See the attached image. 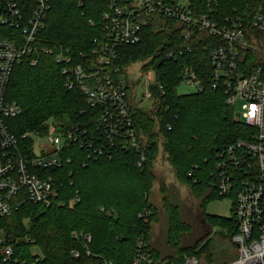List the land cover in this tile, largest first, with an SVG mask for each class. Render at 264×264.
I'll return each mask as SVG.
<instances>
[{
  "label": "trees",
  "instance_id": "1",
  "mask_svg": "<svg viewBox=\"0 0 264 264\" xmlns=\"http://www.w3.org/2000/svg\"><path fill=\"white\" fill-rule=\"evenodd\" d=\"M195 2L204 4L205 0ZM107 4L108 0H54L46 28L40 33L43 45L62 44L76 63H83L87 55L92 57L95 40L102 37ZM263 4L264 0H220L216 19L241 13L248 24L252 9ZM16 34L19 32L0 26V37ZM210 41L216 39L201 34L193 42L190 58L169 59L167 52L182 46L180 29L173 20L162 24L153 19L144 26L138 44L121 47L115 65L123 74L128 75L129 69L140 63L142 71L154 69L159 85L165 86L164 94L160 86L153 87V98L159 104L157 117L133 109L147 159L139 167V154L134 150H121L112 158L95 161L85 148L67 149L63 167L45 171L54 177L59 191L53 205L26 203L11 217L0 219V229L19 241L17 251L22 257L34 258L32 248L37 247L39 264H133L140 244H145L152 258L159 260L160 252L151 243L153 225L159 222L152 192L159 181L156 162L162 145L178 182L188 187L200 204L196 214L199 224L192 226L185 220L177 187L161 182L169 221L167 263H182L193 256L208 264L233 259L223 250L221 255L218 247L232 243L238 230L234 218L208 213L207 206L212 200L226 198L219 194L212 177L217 151L245 138L247 128L227 104L224 87H215L205 47ZM255 55L248 51L250 65H264V58L255 59ZM189 70L196 72L203 89L180 94L178 89ZM7 99L20 108L16 117L8 119L10 130L20 139L26 133L44 134L51 124L67 132L85 126L88 119L93 122L95 114L87 110L80 89L66 88L62 65L44 54L36 65L27 60L16 65ZM215 228L220 229L219 240L212 237ZM75 233L92 236L91 256ZM74 250L82 252L80 258L72 256Z\"/></svg>",
  "mask_w": 264,
  "mask_h": 264
},
{
  "label": "built area",
  "instance_id": "2",
  "mask_svg": "<svg viewBox=\"0 0 264 264\" xmlns=\"http://www.w3.org/2000/svg\"><path fill=\"white\" fill-rule=\"evenodd\" d=\"M53 2L0 0V26L19 32L0 37V219L11 217L26 203L53 205L59 191L54 177L45 171L62 168L71 147L85 148L95 161L112 158L121 150H134L139 154L138 166L144 165L147 156L132 116L138 108V79L130 70L123 74L115 61L121 47L141 41L144 26L153 19L162 24L173 20L180 29L182 46L169 50L167 57L190 58L193 42L208 34L216 39L205 46L215 87H224L226 102L234 110L243 102L247 135L217 151L212 172L219 194L233 201L232 216L238 229L232 238L238 249L235 259L219 264H264V65L251 66L246 58L248 51L257 54L255 59L264 58V4L252 9L247 24L241 13L217 20L220 0H205L204 4L195 0H108L102 15V37L95 40L92 57L87 55L83 63H76L64 45H43L40 33L46 28ZM41 54L53 56L62 65L66 88L80 89L87 110L95 114L93 122L88 119L85 126L65 132L51 124L44 134L26 133L20 139L8 125L20 108L8 101L7 89L16 65L24 60L36 65ZM152 70L143 72L148 75ZM185 79L197 91L203 89L194 70L187 71ZM157 85L165 93L158 80L148 81V100H154L153 87ZM75 238L83 241L84 251L91 256L92 236L75 233ZM18 244L0 229V264L40 263L33 253L32 259L22 257ZM139 248L133 264H168L155 262L145 244ZM81 255L79 250L72 252L75 259ZM176 264L208 263L193 256Z\"/></svg>",
  "mask_w": 264,
  "mask_h": 264
},
{
  "label": "rangeland",
  "instance_id": "3",
  "mask_svg": "<svg viewBox=\"0 0 264 264\" xmlns=\"http://www.w3.org/2000/svg\"><path fill=\"white\" fill-rule=\"evenodd\" d=\"M141 64H137L133 66L129 70L132 71L134 79H138V85L135 90V103L137 104L139 109L149 113L150 115L157 117V111L159 108V104H156L155 100H148L145 97L147 92V82H156L157 75L155 71H150L148 75L141 70ZM197 88L193 87L188 82L183 83L178 92L180 94H188L196 92ZM243 102L239 101L238 105L235 108V117L236 119L242 121L243 117ZM161 145V144H160ZM156 172L159 181L153 188L152 192V202L159 210V222L154 223L153 231H152V245L156 247L160 252L159 260H156L157 263H167L168 259V215L166 213L163 196L160 191L161 182H165L167 185H175L179 192V202L184 209V212L187 214L185 220L189 222L192 226H197L199 223L197 221L196 214L199 213L200 204L196 201L190 193L188 187L181 185L176 178V174L167 159L166 154L163 151V146H160V154L158 160L156 162ZM233 209V201L230 198H224L222 200H212L207 206V212L212 214H217L221 216H231ZM212 237L214 239H221L220 237V229H214ZM219 251L222 250L229 255V257H236L237 247L233 243L223 244L221 247L219 246ZM222 252L221 255L224 253ZM32 253L35 255L40 254V250L37 247L32 248ZM225 256V254H224ZM232 259V260H233ZM219 263H222L221 261ZM212 263V264H219ZM174 264H176L174 262Z\"/></svg>",
  "mask_w": 264,
  "mask_h": 264
}]
</instances>
